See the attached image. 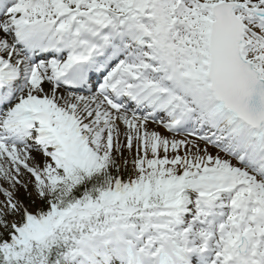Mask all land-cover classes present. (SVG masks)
<instances>
[{
	"label": "snow or ice",
	"instance_id": "6c2138e0",
	"mask_svg": "<svg viewBox=\"0 0 264 264\" xmlns=\"http://www.w3.org/2000/svg\"><path fill=\"white\" fill-rule=\"evenodd\" d=\"M0 264H264V0H0Z\"/></svg>",
	"mask_w": 264,
	"mask_h": 264
}]
</instances>
